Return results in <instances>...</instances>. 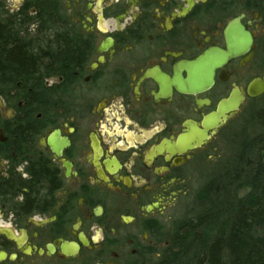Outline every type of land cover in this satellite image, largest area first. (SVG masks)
<instances>
[{
	"label": "flooded vegetation",
	"instance_id": "af4514ba",
	"mask_svg": "<svg viewBox=\"0 0 264 264\" xmlns=\"http://www.w3.org/2000/svg\"><path fill=\"white\" fill-rule=\"evenodd\" d=\"M263 88L264 0H0V264L173 262Z\"/></svg>",
	"mask_w": 264,
	"mask_h": 264
},
{
	"label": "trees",
	"instance_id": "16d2710c",
	"mask_svg": "<svg viewBox=\"0 0 264 264\" xmlns=\"http://www.w3.org/2000/svg\"><path fill=\"white\" fill-rule=\"evenodd\" d=\"M260 123L264 134V113ZM263 148L251 140L205 184L168 264H264Z\"/></svg>",
	"mask_w": 264,
	"mask_h": 264
},
{
	"label": "rangeland",
	"instance_id": "374dc122",
	"mask_svg": "<svg viewBox=\"0 0 264 264\" xmlns=\"http://www.w3.org/2000/svg\"><path fill=\"white\" fill-rule=\"evenodd\" d=\"M263 113L264 99L254 108L250 105L243 108L240 116L228 128V138L223 142L220 140L218 150L199 165L194 183L185 187L184 196L173 208L176 211V220L179 221L184 215L191 216L194 209L196 210L195 198L205 184L231 166L233 159L240 155L245 145L251 140L262 143L264 134L260 118ZM261 154L264 155V148Z\"/></svg>",
	"mask_w": 264,
	"mask_h": 264
},
{
	"label": "water",
	"instance_id": "95a60500",
	"mask_svg": "<svg viewBox=\"0 0 264 264\" xmlns=\"http://www.w3.org/2000/svg\"><path fill=\"white\" fill-rule=\"evenodd\" d=\"M262 90H264V88H263ZM262 90H261V91H262ZM250 91H252V90L250 89L249 92H250ZM250 94H251V92H250ZM230 103L232 104V101H231ZM230 103H229V104H230ZM222 107H223V106H222Z\"/></svg>",
	"mask_w": 264,
	"mask_h": 264
}]
</instances>
